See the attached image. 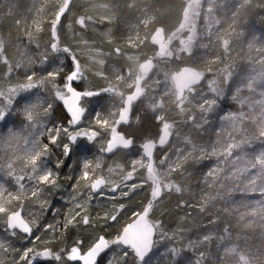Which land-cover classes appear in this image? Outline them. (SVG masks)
<instances>
[{"label": "snow or ice", "instance_id": "obj_1", "mask_svg": "<svg viewBox=\"0 0 264 264\" xmlns=\"http://www.w3.org/2000/svg\"><path fill=\"white\" fill-rule=\"evenodd\" d=\"M85 3L55 0L51 11L43 15L47 0H41L31 23L22 29L23 44L18 41L13 46L19 55L15 63L3 54L0 39V127L6 129L0 135V175L7 180L0 183V227L7 234L0 238V264H9V257L11 264H154V249L165 240L179 242L183 231L179 222L189 220L193 208L204 213L210 201L225 196L230 207L221 209L224 214L234 215L246 227L258 218L264 228V150L254 158L244 151L255 142L264 144V71L253 75L255 69L250 68L229 94L235 72L229 61L231 41L209 31L225 54L221 79L209 73L205 80V72L185 65L171 76L165 73L162 95L175 96L182 116L168 120L162 102L148 96L141 85L157 68L154 60L192 56L195 30L181 23L161 38L164 29L158 25L142 38L140 25L153 22L145 15L138 18L140 24L130 26L135 32L118 41L111 27L114 11L100 19L85 16L87 8L77 11ZM128 6L134 7L135 0H128ZM98 23L107 25L100 31L103 42L112 45L106 53L93 47L95 40L86 39L89 30L99 31ZM215 23L218 26L220 21ZM16 25L19 28L21 21ZM185 31L190 33L186 37ZM145 41L151 53L139 52ZM121 44L135 51L124 52ZM113 55L136 64L135 74L132 67L111 65L110 76L104 65L106 57ZM259 62L264 63V57ZM187 72L193 73L192 81L182 80ZM158 76L157 70L153 75L157 84ZM93 77L102 83L94 84ZM122 81L127 92L120 86ZM201 81L203 87L193 90L191 84ZM245 92H257L260 99L252 101ZM229 101L235 110L222 108ZM253 103L259 106L261 119L256 133L250 135L244 122L249 111H256ZM212 115L217 124L214 131L208 127ZM179 125L195 131L200 139L193 140L188 133L181 136ZM206 131H212V138H202ZM193 170L202 186L198 197L177 179V174L184 179ZM185 192L195 199H183ZM236 192L243 198L231 199ZM172 195L179 197L175 207L182 212L177 227L167 229L156 219V212L159 208L164 213L160 206ZM250 195L259 198L250 200ZM56 197L65 203L57 207ZM138 199V206H130ZM218 221L212 216L209 222ZM137 222L145 225L146 232L139 243L129 231ZM214 235L206 233L201 241ZM224 235H231L227 224ZM195 243L189 241L187 249L194 250ZM163 254L171 256L167 264H178L182 250L169 245ZM202 257L201 252L193 264H202Z\"/></svg>", "mask_w": 264, "mask_h": 264}, {"label": "trees", "instance_id": "obj_2", "mask_svg": "<svg viewBox=\"0 0 264 264\" xmlns=\"http://www.w3.org/2000/svg\"><path fill=\"white\" fill-rule=\"evenodd\" d=\"M41 0H37V4L33 5L32 0H0V39L4 40L3 54L7 58L15 63L19 59V55L14 51V47L19 41L23 44V27L31 23L33 16L36 14V10L39 7ZM55 0H47L46 7L43 15H47ZM183 2L178 0H135V6L129 7L128 0H118L119 15L114 22L115 36L119 41L122 36L129 31L135 32V28L131 25L140 24V20L137 19L138 13L141 10L140 6L146 5L149 13L154 17L147 27L140 25V35L143 38L146 34H151L158 25H162L165 30H170L180 19V5ZM32 11H29V9ZM140 8V10H139ZM9 9H11L12 15H8ZM79 9V8H78ZM264 0H204L201 9V15L199 18V25L197 28L196 42L194 45L192 56H182L180 60L175 58L168 60L167 57L162 60H154L157 65V70L161 71L157 79L161 82L156 83L153 79V75L146 77L142 83V87L145 88L148 96H156L157 102H162L163 111L168 120L182 119V116L178 113L176 107V98L174 95L163 94L165 84L164 74L168 73L169 76L175 71H179L182 65L191 66L202 72L208 74H215L218 78L219 71L224 60V52L221 49L218 40L209 36V31L212 33H219L222 37L231 41V53L229 61L234 65L235 72L233 73L232 84L230 86L229 94L232 88L238 82L239 76L248 73L249 69H255L253 75L259 74L264 71V63H260L261 57H264ZM21 21V26L18 28L16 21ZM219 20L220 23L217 26L215 21ZM47 23L44 24V28L47 29ZM235 29L236 33L232 30ZM43 35V34H41ZM202 43L209 44L208 48H201ZM124 52L132 53L135 50L127 47L125 44H121ZM152 47L145 41L143 47L139 49V52L151 53ZM219 57V59L211 60L210 58ZM104 65L105 71L109 72L111 76V65L116 67L125 68L132 67L137 68V65L128 62L123 56L116 57L115 55L110 57ZM144 57L141 56V60ZM251 62V63H250ZM135 72V70H134ZM135 74V73H134ZM94 78V79H93ZM94 84H101L102 81L95 79ZM209 78V77H208ZM120 86L124 88V91H128L125 87V82H120ZM264 87V85H261ZM159 89V91H153ZM245 96H250L252 101L260 99L257 92L243 93ZM118 102V101H117ZM103 103V102H102ZM107 101L104 102L107 105ZM222 108L225 110L229 108L230 104H222ZM255 112L249 111L248 118L244 122V126L248 133H256L259 123V106L253 103ZM98 110H100L98 108ZM193 112H196L195 107L192 108ZM197 117L199 113L196 112ZM213 121L208 127L213 131L217 127L215 122V115L209 117ZM11 126V125H10ZM19 127V125H17ZM180 135L183 136L186 133L190 134L193 140H199L200 137L195 131L189 130L185 125H179ZM6 129L0 127V135L4 134ZM203 139L207 140L212 138V131H206ZM261 150H264V144L255 142L252 147H245L244 151L250 154V158H254ZM212 163V162H206ZM187 167L193 169V165L188 163ZM177 179L182 185H189L192 193H195V197L200 195L199 177L194 174L181 179L177 174ZM0 183H7V180L3 175H0ZM215 189H209L214 191ZM223 192L224 190L221 189ZM65 197L67 193L64 194ZM195 197L188 192H185L183 199L194 200ZM242 194L239 192L232 193L231 199L240 200ZM258 199V196H249L248 199ZM143 199V198H140ZM140 199L134 201L132 207H136L140 203ZM179 197L172 195L170 199H167L162 207L165 209L161 215L159 208L156 212V219L163 221V226L167 229H175L178 224L177 217L181 214L182 210L176 209L175 205ZM229 196H225L224 200L210 201L209 205L204 213L198 212L195 208L192 211V217L189 220L179 222V227L183 229L180 232L181 239L179 242L174 240H165L159 248H155L152 260L154 264H167V261L171 259V256H166L163 253L172 245L182 250V254L178 261V264H193L194 259L202 252L201 258L202 264H245L247 261H251V264H264V228L261 227V222L257 218L255 223L251 226H245L244 221H237L235 216H229L224 214L221 209L230 207L226 202ZM54 202L57 207L65 203L60 197H56ZM12 206H15V201L12 202ZM34 211L38 212V206L34 208ZM212 216L219 217L217 223H210ZM51 219V217H46ZM127 220V218H125ZM251 219V218H247ZM121 223H124L122 221ZM225 224L228 225V230L231 233L230 236L224 235ZM115 231V229H113ZM206 233H214V238L211 240L201 241V237ZM240 239H237V237ZM221 237H224L221 239ZM246 237V239H245ZM0 238H7V234L0 227ZM197 241L192 248L194 250H188L187 245L189 241ZM19 246V243L17 244ZM37 247L41 244L37 243ZM9 264H11V257H9Z\"/></svg>", "mask_w": 264, "mask_h": 264}, {"label": "rangeland", "instance_id": "obj_3", "mask_svg": "<svg viewBox=\"0 0 264 264\" xmlns=\"http://www.w3.org/2000/svg\"><path fill=\"white\" fill-rule=\"evenodd\" d=\"M203 1L204 0H190L187 3H183L182 5H180L179 7H180L181 14H180L179 22L176 23L172 28H170L169 31L165 30V28H163L166 31V35L168 36V34H170L174 29H176L179 24L185 23L188 27H191L195 30V33L197 36V28L199 25V18L201 15V9H202ZM89 4H95L96 7H94V8L89 7L88 6ZM104 4H107L108 7L107 8L103 7L102 5H104ZM78 8H77L78 12L82 11L83 8H87V11L84 12V15L85 16H92L93 18H96V19H100V17L104 16V15H112L113 11H114V22H115L118 15H119L118 0H87V3L81 5ZM140 8H141V10H140ZM140 8H139L140 11L138 13L137 19L139 17H143L145 15H149L150 17H152L154 19L153 15L151 13H149L146 5H142V7L140 6ZM114 22L111 25V27L113 28V35L115 36ZM105 27H107V25L98 23L97 28L99 29V31L94 32V31L89 30L87 35H86V39L95 40L96 43L93 45V47L96 49H102L106 53V52L111 50L112 45L104 43L103 38L100 35V31H103V29ZM232 31L236 33L235 29H233ZM189 34L190 33L187 31H185L183 33V35L185 37ZM177 35H180V33H177ZM172 39H173L174 43L171 47L174 50L176 47V38L173 37ZM108 59L110 60L111 58L106 57L107 61H109ZM137 69H138V66H137V68H134L133 70L136 71ZM156 71H157V68H156ZM208 72L209 71H207L205 74H207ZM160 73H161V71L159 70V74ZM218 79H221V78H218ZM232 79H233V77H232ZM92 82L95 83L94 80H92ZM230 86H231V84L228 85V91L230 90ZM194 90H198V89H194ZM228 103L230 104V106L226 110H229V109L235 110L236 106L234 104H232L230 101ZM252 174H254V171ZM250 196L253 197V196H258V195H250ZM252 199H255V198H252ZM157 248H159V247H157Z\"/></svg>", "mask_w": 264, "mask_h": 264}, {"label": "water", "instance_id": "obj_4", "mask_svg": "<svg viewBox=\"0 0 264 264\" xmlns=\"http://www.w3.org/2000/svg\"><path fill=\"white\" fill-rule=\"evenodd\" d=\"M178 1L183 2V3H187L190 0H178ZM166 37H167L166 31L164 30V32L161 34V38H166ZM195 70H197V69H195ZM155 72H156V68H154L152 73H149L148 76H152ZM193 78H194L193 77V73L192 72H187V73H184V75L182 77V80L192 81ZM204 79L206 80L207 77L205 76ZM202 86H203V81H201L200 84H195V83L191 84L192 89H197V88H200ZM129 231H130V234H131V238L133 240H135L136 242H138V243L143 241V239L145 237V234H146L145 225L140 223V222H137L136 224L131 225Z\"/></svg>", "mask_w": 264, "mask_h": 264}, {"label": "bare ground", "instance_id": "obj_5", "mask_svg": "<svg viewBox=\"0 0 264 264\" xmlns=\"http://www.w3.org/2000/svg\"><path fill=\"white\" fill-rule=\"evenodd\" d=\"M206 77H207V74L205 75ZM207 79H208V77H207ZM203 87V86H202ZM202 87H200V88H202ZM197 89H199V88H197ZM194 90V89H193Z\"/></svg>", "mask_w": 264, "mask_h": 264}, {"label": "flooded vegetation", "instance_id": "obj_6", "mask_svg": "<svg viewBox=\"0 0 264 264\" xmlns=\"http://www.w3.org/2000/svg\"><path fill=\"white\" fill-rule=\"evenodd\" d=\"M147 77H149V76H147Z\"/></svg>", "mask_w": 264, "mask_h": 264}]
</instances>
